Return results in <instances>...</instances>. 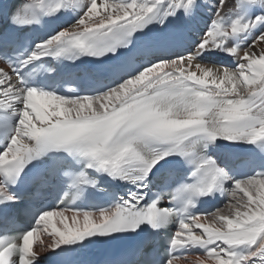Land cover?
<instances>
[{
    "label": "snow or ice",
    "instance_id": "snow-or-ice-1",
    "mask_svg": "<svg viewBox=\"0 0 264 264\" xmlns=\"http://www.w3.org/2000/svg\"><path fill=\"white\" fill-rule=\"evenodd\" d=\"M0 231V264H264V0H0Z\"/></svg>",
    "mask_w": 264,
    "mask_h": 264
},
{
    "label": "bare ground",
    "instance_id": "bare-ground-1",
    "mask_svg": "<svg viewBox=\"0 0 264 264\" xmlns=\"http://www.w3.org/2000/svg\"><path fill=\"white\" fill-rule=\"evenodd\" d=\"M200 24H203V26H204V21H201L200 22ZM199 24V25H200ZM192 38H195V35L193 34V37ZM242 54V53H241ZM220 61H222V62H225V61H233L232 60V58L230 57V58H227L226 60L225 59H223V58H221V57H218V58H209V59H206V63L209 65V66H212L213 64H217L218 65V63L220 62ZM234 62V61H233ZM43 255V254H42Z\"/></svg>",
    "mask_w": 264,
    "mask_h": 264
}]
</instances>
